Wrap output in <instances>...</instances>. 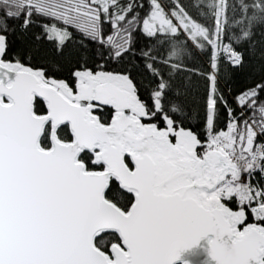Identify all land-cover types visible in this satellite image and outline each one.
<instances>
[{
    "label": "snow or ice",
    "instance_id": "1",
    "mask_svg": "<svg viewBox=\"0 0 264 264\" xmlns=\"http://www.w3.org/2000/svg\"><path fill=\"white\" fill-rule=\"evenodd\" d=\"M0 264H264V0H0Z\"/></svg>",
    "mask_w": 264,
    "mask_h": 264
},
{
    "label": "trees",
    "instance_id": "2",
    "mask_svg": "<svg viewBox=\"0 0 264 264\" xmlns=\"http://www.w3.org/2000/svg\"><path fill=\"white\" fill-rule=\"evenodd\" d=\"M184 3L190 4L191 0H184ZM139 42L140 44L144 43L143 40H140ZM190 63L194 65L195 67L202 68L206 65V57H203V56L194 57L190 61ZM226 71L228 72V74L225 77V79L222 80V86L231 88L233 94L238 92L240 89L245 87L247 83L250 82L249 72L247 70H245L244 72H240V73H232L228 70ZM256 71L258 72V68ZM198 123L199 122L195 117L188 121V124L193 126L194 128L197 127ZM221 124H223V116L221 117Z\"/></svg>",
    "mask_w": 264,
    "mask_h": 264
}]
</instances>
